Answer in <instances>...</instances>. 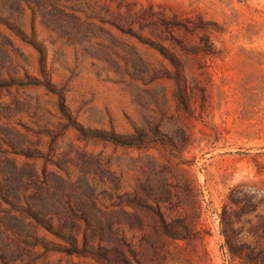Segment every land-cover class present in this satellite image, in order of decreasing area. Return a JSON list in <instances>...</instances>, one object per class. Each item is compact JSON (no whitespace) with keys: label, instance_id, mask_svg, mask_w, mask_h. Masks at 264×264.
<instances>
[{"label":"rangeland","instance_id":"obj_1","mask_svg":"<svg viewBox=\"0 0 264 264\" xmlns=\"http://www.w3.org/2000/svg\"><path fill=\"white\" fill-rule=\"evenodd\" d=\"M0 264H264V0H0Z\"/></svg>","mask_w":264,"mask_h":264}]
</instances>
